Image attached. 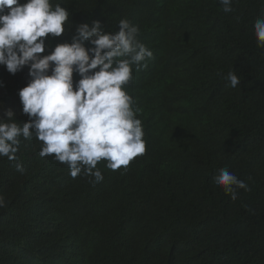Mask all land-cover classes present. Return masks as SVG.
Wrapping results in <instances>:
<instances>
[{
    "label": "trees",
    "instance_id": "obj_1",
    "mask_svg": "<svg viewBox=\"0 0 264 264\" xmlns=\"http://www.w3.org/2000/svg\"><path fill=\"white\" fill-rule=\"evenodd\" d=\"M62 6L70 24L46 39L52 47L93 20L105 31L121 19L139 27L154 58L133 66L126 89L146 150L116 170L101 160L103 180L92 183L20 137L17 159L0 157V264H264V48L253 33L264 0H233L229 13L219 0ZM230 71L241 78L235 88ZM29 79L27 68L0 66V116L11 108L28 121L18 90ZM224 167L250 189L236 200L214 184Z\"/></svg>",
    "mask_w": 264,
    "mask_h": 264
},
{
    "label": "clouds",
    "instance_id": "obj_2",
    "mask_svg": "<svg viewBox=\"0 0 264 264\" xmlns=\"http://www.w3.org/2000/svg\"><path fill=\"white\" fill-rule=\"evenodd\" d=\"M219 3L225 13L233 11V0ZM62 4L0 0V66L13 75L27 68L30 78L18 90L28 121L17 122L11 108L0 116V157L17 159L19 138L35 137L42 142L41 157L54 154L71 177L83 172L98 183L103 180L98 162L104 160L107 168L116 170L146 150L143 125L126 86L133 80V66L146 68L154 54L137 39L140 29L128 19H121L115 32L105 31L99 20L80 23L70 41L46 44L49 36L61 37L70 24ZM253 33L257 47L264 48V14L254 21ZM74 73L79 76L75 83ZM226 79L233 88L241 81L235 71ZM16 168L23 171L20 163ZM213 180L232 200L238 189L250 190L227 167ZM5 206L0 196V208Z\"/></svg>",
    "mask_w": 264,
    "mask_h": 264
}]
</instances>
